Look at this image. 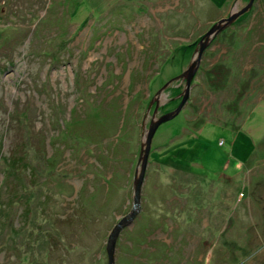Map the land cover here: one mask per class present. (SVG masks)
<instances>
[{"label":"rangeland","instance_id":"obj_1","mask_svg":"<svg viewBox=\"0 0 264 264\" xmlns=\"http://www.w3.org/2000/svg\"><path fill=\"white\" fill-rule=\"evenodd\" d=\"M247 2L0 0V201L9 157L25 187L0 207V264L107 263L151 99ZM184 85L163 89L157 115ZM115 264H264V0L207 45L185 107L157 127Z\"/></svg>","mask_w":264,"mask_h":264},{"label":"water","instance_id":"obj_2","mask_svg":"<svg viewBox=\"0 0 264 264\" xmlns=\"http://www.w3.org/2000/svg\"><path fill=\"white\" fill-rule=\"evenodd\" d=\"M254 0H248V2L242 6L241 8L235 7L227 16L219 18L215 21L211 27L202 35L198 44L195 48L194 56L188 63L187 67L179 74L175 75L171 79H169L162 87L154 95L153 99H151L150 105L155 103L153 118L149 123L147 132L145 134V142L142 143L141 146V154L139 158L140 168L137 169L134 181H133V195H132V207L128 213L119 218L118 222L114 224L112 227L107 243H106V251L108 255V261L106 264H115L116 263V243L121 233V230L126 226L130 225L134 218L136 217L138 211L141 206V196H142V187L145 180L146 168L149 162V154L152 144L153 135L163 121L169 120L180 113V111L185 107L186 103L190 98L191 86L193 78L200 67V62L202 59V54L209 43L213 40V38L226 27L231 25L239 16L247 12L251 6L253 5ZM183 80L185 85L183 90L180 93V101L178 104L171 110L166 111L160 115L156 114V111L159 106V95L173 80Z\"/></svg>","mask_w":264,"mask_h":264},{"label":"trees","instance_id":"obj_3","mask_svg":"<svg viewBox=\"0 0 264 264\" xmlns=\"http://www.w3.org/2000/svg\"><path fill=\"white\" fill-rule=\"evenodd\" d=\"M221 70H225L226 71V70H229V68H227V66L225 64H223V65H219L218 64V65H216L215 69H214V66L211 69H208V70L205 69L208 81L212 78V74L214 75V73L223 74V71H221ZM218 77H219V75H217V79H218ZM221 83L225 84L224 79H222ZM244 86H245V83L242 84L241 91H243ZM240 96H241V93L239 92L238 97H240ZM234 99H237V96H235ZM201 121H202L201 119L196 117L194 120H190L189 123L191 125H193L194 127L199 128ZM2 158H3V156H2ZM13 159L14 160H12V162H11V158L9 157L10 169H8V170L6 169L5 174L3 175V177L5 178L4 181H3V185L7 189H10V193L9 194H12V195H11V198L9 200L6 199V200H1L0 201V207L1 208L2 207H6L7 208V206H12L14 204V202L16 203V201L21 199V198H18L19 192L21 190L25 191L24 185H21V184L17 183V180H16L17 176L20 175L19 173L21 172V169H22L21 166H19L17 164V162L19 161V158H16L14 156ZM26 168L28 170V166ZM0 194H1L0 197H2V193H0Z\"/></svg>","mask_w":264,"mask_h":264}]
</instances>
